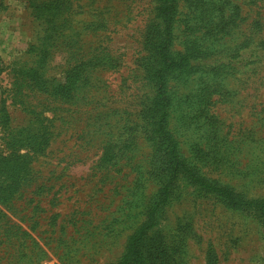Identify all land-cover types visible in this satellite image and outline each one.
Instances as JSON below:
<instances>
[{"label": "rangeland", "instance_id": "rangeland-1", "mask_svg": "<svg viewBox=\"0 0 264 264\" xmlns=\"http://www.w3.org/2000/svg\"><path fill=\"white\" fill-rule=\"evenodd\" d=\"M161 2L0 0V264H119L151 222ZM167 53L188 60L165 75L178 155L264 203V0H177ZM154 217L172 264H264V222L182 174Z\"/></svg>", "mask_w": 264, "mask_h": 264}, {"label": "trees", "instance_id": "trees-1", "mask_svg": "<svg viewBox=\"0 0 264 264\" xmlns=\"http://www.w3.org/2000/svg\"><path fill=\"white\" fill-rule=\"evenodd\" d=\"M177 0H162L157 8L159 24L155 27L156 43L154 55L157 68L151 75L154 84L155 98L148 110V117L154 127L155 146L163 154L168 180L163 188L161 199L150 211L151 222L142 226L129 239L125 254L119 264H172L171 257L164 254L155 255L152 248L144 246L146 234L153 228L155 215L159 208L168 200L171 184L178 174L185 176L188 181L198 187L202 192L219 198L228 207L250 213L258 221L264 222V203L250 202L237 198V196L226 187L212 185L200 178L184 160L178 155L177 143L166 130L169 99L166 94L165 75L175 69L182 68L188 64L185 57L177 60L172 59L167 50L171 44V30L176 14ZM6 160L0 159V169L4 167ZM11 194V193H9Z\"/></svg>", "mask_w": 264, "mask_h": 264}]
</instances>
